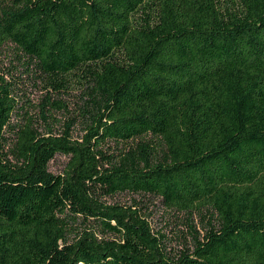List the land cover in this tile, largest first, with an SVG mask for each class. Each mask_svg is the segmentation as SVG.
Listing matches in <instances>:
<instances>
[{
	"label": "trees",
	"instance_id": "trees-1",
	"mask_svg": "<svg viewBox=\"0 0 264 264\" xmlns=\"http://www.w3.org/2000/svg\"><path fill=\"white\" fill-rule=\"evenodd\" d=\"M7 44L0 264H264V0H0Z\"/></svg>",
	"mask_w": 264,
	"mask_h": 264
},
{
	"label": "rangeland",
	"instance_id": "rangeland-1",
	"mask_svg": "<svg viewBox=\"0 0 264 264\" xmlns=\"http://www.w3.org/2000/svg\"><path fill=\"white\" fill-rule=\"evenodd\" d=\"M14 51V48L11 44H7L4 46L2 51L0 52L1 59L5 60L4 63L7 64V60L4 58L5 54L12 53ZM29 87L26 89V92L29 94L30 98L33 100V104L35 105L34 109H31V112L34 110H38L39 106L41 105V93L37 89H33V86L31 84H27ZM68 102L70 103L71 108L73 111L76 109L77 103H80V97L79 93L75 92L70 97H66ZM56 117L58 119H62V121L65 123L66 118L68 117L67 114L63 113H56ZM84 123H82L81 119H79L73 126V136L74 137H80L85 133L84 129ZM68 160V157L63 154H57L49 164V170L54 173H61L66 162ZM136 198L139 199L141 196L133 193L123 192L118 193L110 198L111 201H119V202H126L131 203V201ZM145 204H147V208L145 209V212H148L149 219L151 221L152 226L155 230H161L167 235V244L171 248L178 249L181 247V242L178 239V232L181 230H185V227L183 225H178L179 221H177L180 218L173 217V215H170L169 212L166 211L164 205L161 203V201L156 197H145L144 198ZM195 221L199 222V217L195 215ZM179 230V231H178Z\"/></svg>",
	"mask_w": 264,
	"mask_h": 264
}]
</instances>
